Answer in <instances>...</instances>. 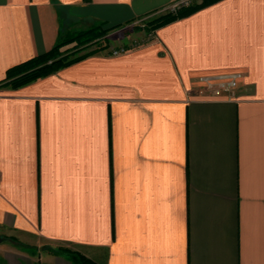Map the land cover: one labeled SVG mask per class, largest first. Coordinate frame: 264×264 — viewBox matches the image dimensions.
<instances>
[{
	"label": "crops",
	"instance_id": "1",
	"mask_svg": "<svg viewBox=\"0 0 264 264\" xmlns=\"http://www.w3.org/2000/svg\"><path fill=\"white\" fill-rule=\"evenodd\" d=\"M173 1L0 0V264H73L57 247L98 264H264V0H215L137 45L4 80ZM232 72L230 99L199 81Z\"/></svg>",
	"mask_w": 264,
	"mask_h": 264
},
{
	"label": "trees",
	"instance_id": "2",
	"mask_svg": "<svg viewBox=\"0 0 264 264\" xmlns=\"http://www.w3.org/2000/svg\"><path fill=\"white\" fill-rule=\"evenodd\" d=\"M213 1L215 0H200V2L193 3L188 7L182 8L176 13L165 12L163 14H160L149 22L150 24L149 30H153L162 24L170 22L176 18L182 17L188 14L189 12L203 5L211 3ZM105 29L107 30L110 28H105ZM88 33H92V32L91 31L78 32L74 36L57 43L49 51L39 54L31 59H28L13 66L6 72L4 80L8 81L13 86L22 85L51 72L52 70L56 69L57 67L69 61L77 59L86 53H89L86 52L80 55H74L70 58H67L64 55H62L63 52H66L67 50L71 49V47H68L69 44L74 43L72 46H77L97 37L96 34H93L91 37L88 38L85 37V35H87ZM64 46L66 47L62 49ZM99 48H96L95 50ZM51 249L52 251L57 253L67 254V256L70 258L73 264H98L95 261L91 260L90 258L76 251H72L61 247L51 248Z\"/></svg>",
	"mask_w": 264,
	"mask_h": 264
},
{
	"label": "rangeland",
	"instance_id": "3",
	"mask_svg": "<svg viewBox=\"0 0 264 264\" xmlns=\"http://www.w3.org/2000/svg\"><path fill=\"white\" fill-rule=\"evenodd\" d=\"M154 18L155 17H147L137 22L127 24L125 26L107 30L102 26H94L87 30H81L80 32H92L85 35V37L87 38L91 37L93 34H96L97 37L77 46H72L74 43L69 44L68 47H71V49L67 50L66 52H63L62 55L67 58H70L74 55H80L86 52L94 51L96 48L99 47L108 46L110 43L116 44L117 40L120 39L124 40L123 44L125 46L137 45L139 43H142L143 40L152 31L149 30V22L152 21Z\"/></svg>",
	"mask_w": 264,
	"mask_h": 264
},
{
	"label": "built area",
	"instance_id": "4",
	"mask_svg": "<svg viewBox=\"0 0 264 264\" xmlns=\"http://www.w3.org/2000/svg\"><path fill=\"white\" fill-rule=\"evenodd\" d=\"M195 0H175L166 7V12L176 13L180 9L192 5ZM124 47L114 49L113 54H118L124 51ZM242 78L240 72H232L220 75H203L199 77V81L203 84L205 90L217 98L230 99L233 97L235 89L238 87L239 81Z\"/></svg>",
	"mask_w": 264,
	"mask_h": 264
},
{
	"label": "water",
	"instance_id": "5",
	"mask_svg": "<svg viewBox=\"0 0 264 264\" xmlns=\"http://www.w3.org/2000/svg\"><path fill=\"white\" fill-rule=\"evenodd\" d=\"M1 239V238H0Z\"/></svg>",
	"mask_w": 264,
	"mask_h": 264
}]
</instances>
